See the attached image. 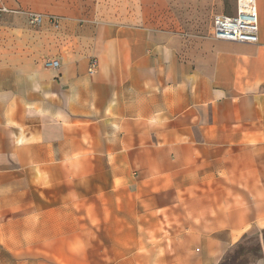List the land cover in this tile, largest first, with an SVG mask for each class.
<instances>
[{
  "label": "crops",
  "instance_id": "1",
  "mask_svg": "<svg viewBox=\"0 0 264 264\" xmlns=\"http://www.w3.org/2000/svg\"><path fill=\"white\" fill-rule=\"evenodd\" d=\"M0 3L61 17L0 21V264H220L264 229L195 191L212 152L264 143V0L256 44L170 0Z\"/></svg>",
  "mask_w": 264,
  "mask_h": 264
},
{
  "label": "rangeland",
  "instance_id": "2",
  "mask_svg": "<svg viewBox=\"0 0 264 264\" xmlns=\"http://www.w3.org/2000/svg\"><path fill=\"white\" fill-rule=\"evenodd\" d=\"M170 1L180 18L191 23L185 28L204 35L210 32L214 14H232L236 9V0ZM201 177L205 178L204 183L198 180ZM195 179L201 185L195 187V191L210 195L209 200L213 206H218L219 214L225 216L227 210L243 207L242 219L237 215L240 221L264 220V143L250 141L242 146L225 148L221 153L212 152L209 162L199 170L196 167ZM84 189L88 187L84 185ZM220 195L225 197L219 198ZM19 227L26 228L27 224L20 221ZM20 236L24 240L20 246L26 245L27 241L33 245L32 240L36 239V235L26 233L25 229ZM27 251L38 252L32 247ZM220 264H264V229L249 228L228 249Z\"/></svg>",
  "mask_w": 264,
  "mask_h": 264
},
{
  "label": "built area",
  "instance_id": "3",
  "mask_svg": "<svg viewBox=\"0 0 264 264\" xmlns=\"http://www.w3.org/2000/svg\"><path fill=\"white\" fill-rule=\"evenodd\" d=\"M7 15H24L32 27H40L49 22L55 28L60 26L61 17L46 14L21 7H10L0 3V21ZM259 13L258 0H236V9L233 14L218 13L213 16L212 35L215 39L228 42L256 44L259 42ZM47 67H57V59L47 60ZM97 60L91 61L90 72L94 73Z\"/></svg>",
  "mask_w": 264,
  "mask_h": 264
}]
</instances>
